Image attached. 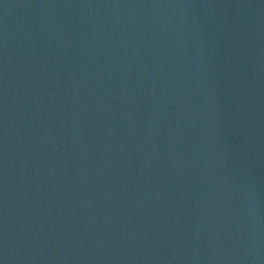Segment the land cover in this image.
Wrapping results in <instances>:
<instances>
[{
  "label": "water",
  "instance_id": "95a60500",
  "mask_svg": "<svg viewBox=\"0 0 264 264\" xmlns=\"http://www.w3.org/2000/svg\"><path fill=\"white\" fill-rule=\"evenodd\" d=\"M0 264H264V0H0Z\"/></svg>",
  "mask_w": 264,
  "mask_h": 264
}]
</instances>
